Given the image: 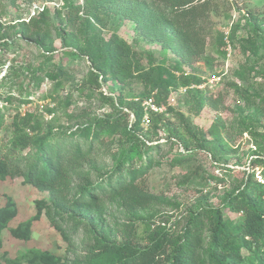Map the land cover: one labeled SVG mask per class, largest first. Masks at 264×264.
Listing matches in <instances>:
<instances>
[{
	"label": "rangeland",
	"instance_id": "374dc122",
	"mask_svg": "<svg viewBox=\"0 0 264 264\" xmlns=\"http://www.w3.org/2000/svg\"><path fill=\"white\" fill-rule=\"evenodd\" d=\"M70 3L80 8L77 16L80 19L76 17V22L67 20ZM34 5L43 11L30 17ZM84 5V0H0V40L16 48L14 53H3L0 48V56L6 59L0 67V144L11 137V123L16 113L20 116L32 114L41 118L43 125L51 123L69 132L80 131L107 116L121 117L122 126L130 128L132 114L124 105L120 106L118 98L140 100L149 92L144 84L138 79L124 83L99 79L101 86L96 88L89 84L91 64L87 58H70V53L80 54L82 49L95 43L94 40H108L116 35L140 55L142 68H148V55L151 54L154 65H163L176 78L194 76L198 83L180 85L170 90L166 98L162 97L160 104L166 106V110L161 114L160 128L153 131L151 125L142 127L145 134L141 136L145 141L159 146L151 153V168L146 175L147 187L158 197L157 203L140 212L129 213L118 199L103 198L100 225L96 222L94 230L104 231L106 237L114 238L123 235L128 223L142 228L154 222V226H164L179 234L195 210L219 205L222 197L234 192L239 182L248 176L264 184V48L260 42V34L264 31V0H214L215 11L210 14L213 33L207 41L204 58L191 68L180 70L174 69L178 61L171 51L140 40L132 22L97 14L103 18L104 26H101L85 13ZM22 23L29 27L26 33H23ZM250 25L256 26V30H251ZM225 37L230 44L229 56L225 51ZM218 38L221 46L216 43ZM60 64L64 66V74L56 85L44 74L57 73ZM36 74L43 78L38 85ZM195 90L206 96H220L219 109L214 111L206 105L198 107L192 95ZM8 96L13 98L12 103L5 100ZM68 98L71 104L66 107ZM177 113L182 114L193 129L204 134L209 149L199 148L194 140L187 138ZM170 130H174L177 137L172 136ZM180 137L187 140V149L179 143ZM122 140L117 135L106 137L102 146L94 145L92 162L82 167L89 173L91 184L101 182L103 176L114 170L125 148ZM218 143L222 144L224 153L218 150L221 149ZM81 183L75 178L65 182L58 195L65 200V206H61L48 192L24 185L21 178L0 182V205L9 197L17 206V216L9 227L32 217L37 200L44 201L56 221L61 216L65 218L66 225L63 223L62 228L80 222L74 215L71 201L78 194L77 185ZM238 216L240 214L224 212V217L231 220ZM84 224L80 222L82 227L71 237L68 246L50 227L44 213L34 222L29 242L15 240L8 230L3 231L0 255L5 253L13 259L26 250L39 249L71 262L81 253L76 249L77 244L86 240L89 233L84 230ZM0 264H4L1 257Z\"/></svg>",
	"mask_w": 264,
	"mask_h": 264
},
{
	"label": "trees",
	"instance_id": "16d2710c",
	"mask_svg": "<svg viewBox=\"0 0 264 264\" xmlns=\"http://www.w3.org/2000/svg\"><path fill=\"white\" fill-rule=\"evenodd\" d=\"M84 1L85 13L101 26H104L103 18L97 14L130 21L140 40L159 44L161 49L171 51L178 61L174 67L176 70L191 68L202 60L207 41L213 33L210 14L215 11L214 0H150L148 3L142 0ZM67 10V20L76 22L80 8L72 7L70 3ZM162 11L167 13L162 14ZM88 22L86 19L87 25ZM22 26L23 33H26L29 27L23 23ZM250 26L251 30L257 28ZM233 38L234 33L231 34ZM260 39L264 48V31ZM94 41L80 54L70 53V58H87L91 64L89 84L96 88L101 86L99 79L118 83L138 79L149 90L142 98L155 91L156 103L160 104L162 97L166 98L170 90L180 85L198 83L194 76L176 78L163 65H154L151 54L148 55V68H142L140 55L116 35L108 40ZM216 43L221 46V39H216ZM0 48L3 53L16 51L13 44L7 41L0 40ZM223 54L220 48V55ZM5 62L6 59L0 56V67ZM63 74L64 66L60 64L57 73H45L44 77L58 85ZM36 78L38 85L43 78H38V75ZM192 95L198 107L206 105L214 111L219 109L222 102L220 96H206L198 90L193 91ZM88 97L91 95L88 94ZM118 99L120 106L124 105L133 116L130 128L122 126L124 120L121 117L112 119L107 116L80 131L69 132L51 123L43 125L42 119L32 114L14 115L11 137L0 144V182L21 178L24 185L48 192L59 205L65 206L64 198L58 196L60 188L70 178L82 181L77 185L78 194L71 204L75 207L74 215L85 223L84 230L89 233L86 240L77 244L76 249L81 253L71 262L47 251L29 249L13 259L2 253L0 257L4 264H264V184L257 183L251 176L239 182L236 192L225 194L219 205L195 210L179 234L164 226H154V222L144 224L142 228L128 223L124 226L127 230L123 235L114 238L106 237L104 231L94 230L96 222L100 225L103 198L118 199L129 213L148 209L158 200L147 187L146 175L151 168V153L159 146L151 145L141 136L145 134L141 125L144 114L139 103ZM5 100L9 103L14 101L11 96ZM70 104L68 98L65 106ZM168 111L174 113L172 108H168ZM176 115L187 138L194 140L199 148L209 149L204 134L193 129L182 114ZM161 123V115L151 116L153 131L160 128ZM27 129L29 132H26ZM170 132L177 137L174 130ZM117 135L122 137V146L125 147L120 160L111 173L102 177L101 182L91 184L88 181L89 173L82 168L83 164L92 162L95 144L102 146L106 137ZM178 141L185 149L188 148L187 140L180 137ZM218 146L221 148L218 150L224 153L222 144L218 143ZM34 204L35 214L10 228L9 223L17 216V206L11 198L5 197V203L0 205V251L3 231L8 230L15 240L29 242L34 222L39 221L44 213L50 227L58 233L63 243L69 246L71 237L78 234L82 227L80 222L68 224L64 229V217L56 221L43 200H37ZM224 212L240 216L231 220L224 217ZM73 252L76 254V250Z\"/></svg>",
	"mask_w": 264,
	"mask_h": 264
},
{
	"label": "built area",
	"instance_id": "2783aa9c",
	"mask_svg": "<svg viewBox=\"0 0 264 264\" xmlns=\"http://www.w3.org/2000/svg\"><path fill=\"white\" fill-rule=\"evenodd\" d=\"M231 2L233 0H230ZM43 11V8L39 7L38 5H34L30 9V17H34L36 14ZM224 42L226 45L225 51H227V56L230 54V44L227 39V37L224 38ZM156 92H151L148 96L144 98L134 99V101L138 102L140 105V108L143 111V119L141 122L142 127H148L150 125V120L152 115H161L165 112L166 106L162 104H157L155 100ZM133 117V116H132Z\"/></svg>",
	"mask_w": 264,
	"mask_h": 264
}]
</instances>
